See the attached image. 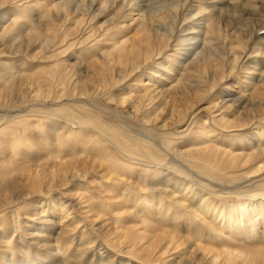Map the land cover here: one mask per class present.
Segmentation results:
<instances>
[{
  "label": "bare ground",
  "instance_id": "1",
  "mask_svg": "<svg viewBox=\"0 0 264 264\" xmlns=\"http://www.w3.org/2000/svg\"><path fill=\"white\" fill-rule=\"evenodd\" d=\"M22 1L24 12L11 10L13 2ZM88 11H114L97 35L110 34L105 44L111 49L93 65L79 60L77 51L67 54L50 86L58 81L65 95L83 98L94 90L91 82L101 66L115 82L132 76L130 85L144 93L119 101L132 106L129 100L135 98L137 113L164 103L170 118L159 128L167 139L162 149L142 139L138 145L77 104L0 113V176H6L8 165L28 163L42 149L49 154L81 149L46 161L29 175L26 188L0 195V264H240L236 259L264 264V245L257 243L262 241L257 226L264 223V176L250 174L264 172V126L252 127L264 119V0H0V46L15 55L38 42L56 51L65 43L68 49L76 40L68 43L67 31L58 35L57 22ZM121 18L131 23L122 24ZM131 27L135 31L125 38L121 31L112 32ZM87 34L78 43L92 36ZM23 65L2 62L0 82L30 79L31 73L16 72ZM240 70L244 78L232 87ZM192 94L201 95L200 100L213 96L214 106L223 111H239L230 120L211 116L209 122L226 132L214 137L221 144L210 140L214 133L207 121L198 122L200 147L180 149L167 136L165 129L184 121L177 107ZM147 119L143 124L150 126L157 117ZM248 127L254 129L241 132ZM195 152L209 159L200 160ZM208 162L216 165L217 174L211 175L226 178L205 176L198 167ZM255 162L260 164L253 167ZM96 166L100 187L80 185ZM8 182L0 181V189ZM67 186L75 191L64 194ZM237 188L261 195L228 206L214 198ZM58 190L63 192L55 194ZM105 215L113 224L102 219ZM215 233L224 234L226 244L231 236L257 244L248 251L219 249L205 243ZM223 256L226 262L219 263L216 258Z\"/></svg>",
  "mask_w": 264,
  "mask_h": 264
},
{
  "label": "rangeland",
  "instance_id": "2",
  "mask_svg": "<svg viewBox=\"0 0 264 264\" xmlns=\"http://www.w3.org/2000/svg\"><path fill=\"white\" fill-rule=\"evenodd\" d=\"M35 1H39L40 4H44V2L52 1V0H35ZM24 3L25 1L17 2V3L13 2L11 10H22L24 12L23 10V8L25 7ZM30 3H34V2H30ZM13 6L15 7V9ZM104 12H98L96 13V15H93L92 13H90V11H88L86 14L84 13V15L74 14L71 15L69 17V20L67 21L59 20L57 22L60 25L57 31L58 35L61 36L64 34L65 31H67L68 36L66 38V41L70 43L76 40L75 44L68 49L66 48L67 45H65V43H62L61 49L56 51L54 46L53 47L49 46L47 48H44L38 42V44L31 46L29 48H25L24 46L23 49L25 48L24 49L25 51L23 50L21 55H15L9 53L8 51L9 48H3L0 46V64H2V62L4 63L7 62L10 63L11 65L24 63L25 65H23V69L21 67V69L16 70V72L23 73L24 71H26L27 73H31L30 79H28L25 82H22V84H20L19 82L15 84H11V83L6 84L0 82V110H1L0 113H8L9 110H14V112H10V113L24 114L34 108L41 109V111H49V110H54L55 108L58 107L73 108V105L77 104L84 108L86 115H89L95 118L96 120L101 121L103 124H105L108 127H111L116 132H120V134L126 136L132 142L141 145L143 141L147 140L149 141V143L156 145L162 149L165 142L164 140L167 139V137L164 138V136L161 135V132L163 130H161L159 126L164 124L166 120L170 118L169 117L170 111H168L167 108H163L164 103H157V104L155 103V105L151 109H147L145 113L142 111L137 113L135 112L136 105H133V103L135 102V98L129 100V102H132L130 103L132 106H129L128 103L119 101L122 100L120 98H124V97H126V100H128V96H130L131 94L142 95L144 93L143 88L141 87L137 88L130 85L132 84L131 82L133 81L131 80L133 78L132 76L131 79L128 80L129 77L127 75L124 79H121L119 82L117 81L118 82L117 83L114 80L108 78V75H112L111 72L107 68L105 69V66H101L99 69H101L102 71L98 72L99 74H97V76H94V80H92L91 82L92 85L95 86L94 90L97 89L96 91L97 95L94 94L93 92L94 90L92 89V91H90L88 95H82L83 98L65 95L63 93L64 89H62L61 85L58 84V81L54 80V83L52 84V86H50L51 83L53 82V77L56 79L54 74L61 67L62 65L61 62L67 58V54L77 51L78 53L76 55L79 56L78 57L79 60L85 63L92 61L90 63L93 65L94 61H97V59L99 58V54L101 52L111 49L109 45L105 44L106 43L105 41H108L107 38L110 34L108 36H97L98 34H102L103 28L108 26L105 20L109 18V16L114 14L113 13L114 11H110V12L104 11ZM103 13L105 14L104 16H102ZM120 22H122V24L128 22L129 24L131 23V20L121 18ZM120 25L121 24H119V26ZM118 28L114 29L112 32L117 33L121 31V35L124 38L129 36L130 34H133V32L135 31L134 27H131L130 29L129 28L118 29ZM87 32L89 34L92 33L91 34L92 36L85 39L84 42L78 43L88 35ZM82 35L83 37H81ZM59 51H61L60 54ZM163 59L164 58L159 59V62L163 61ZM117 67L118 66H116L115 69H117ZM145 70L146 72L149 71V67ZM239 73L236 77L233 78L232 81H230L231 86L237 81L238 78H244L241 75V70L239 71ZM142 74L143 76H145V71L142 72ZM45 77H48L47 78L49 80L48 82L43 81ZM40 82L43 85H41ZM223 85L224 84L220 85V87H222ZM206 94H207L206 92H203V94L201 95H206ZM201 95L197 94L194 96L192 94L187 99V101L183 103L184 104L183 106L177 107L179 112H183V114H185V117L183 119L184 121L180 125L172 124L170 128L165 129L166 131L168 130L170 132L167 136L172 137L176 142V144L179 143V145L176 144L175 145L180 149H188L193 144L194 146H198V147L203 145V143H201L202 141L201 133L199 132V123H198L199 121L208 122L205 125L213 129V133H214L213 136L210 138V140L215 144L220 143L219 141H215L214 137L216 135L225 136L226 132L222 131L221 129H218V127L219 128L221 127L217 123L214 122L210 123L212 122L210 121L211 116L215 117L216 119L225 116L226 120H230V119H235L239 113L237 109L230 110L229 108H227L225 111H223L224 107H222L221 105L214 106L216 100L215 101L212 100L213 96L208 97L207 95L206 98L204 96V99L207 100L204 99L200 100ZM156 107H158V109H156ZM263 115H264V111H263ZM148 117L151 118L157 117V119L154 121V124L150 126H145L143 122L145 120H148L147 119ZM262 126H264V119L256 123L252 127L255 128ZM252 127L242 129L241 132L244 131L249 132L252 129H254ZM47 128H49V123ZM114 134L117 136V133L114 132ZM139 139H142L143 141ZM80 150L81 149L79 150L73 149V151H71L68 150L67 148L66 149L63 148L61 149V152L59 154H52V153L49 154L48 151L42 149L40 154L37 157L32 156L33 158L28 163H18L16 165H8L6 167L7 168L6 176H0V181L7 182L9 180L8 186L7 188L0 189V195L1 196L10 195L15 191H19L23 187L26 188L27 185L26 180L29 178V175L32 172L36 171L37 167H39V165L45 163L46 161L62 160L63 158L68 157L70 155L69 154L70 151L76 152ZM195 153L198 154L197 156H199L198 158L200 160L209 159L208 155H205L204 153L202 154L198 152ZM205 153L210 155V153L207 152ZM257 164L259 165L260 163L255 162V165L253 167L258 166ZM246 168L250 169L252 167L250 166ZM99 169L100 166H96V168L95 167L90 168L85 178L82 181H80L81 182L80 185L82 186L88 185V187L91 190H95V188L98 189L100 186L98 184L99 177L97 178V175L101 173L98 171ZM198 169L204 171L205 176L208 174L209 176L216 179L226 178V176L220 177L219 175L217 176L211 175L215 173L217 174L216 165H212V162L200 163ZM260 173H264V172H262V170L256 171L254 173L250 172V174L256 176L255 177L256 179H258L261 176H264V174L258 176V174ZM63 189L64 192L62 190H58L56 191L55 194L59 195L60 192H63L64 194L69 195L75 191L73 186H67ZM260 195L261 194L258 195V193H255L253 189L247 190V189L237 188L233 192L228 190V193H224L222 196L214 195V198L216 200H220L223 203H227L226 206H228V204L229 205L236 204V202L238 203L239 201H243L245 199L250 201L256 200L255 197ZM33 200H34L33 198L30 199V202H32ZM21 211L22 212L27 211V209H22ZM27 215L29 216L30 214ZM104 218L107 219L108 222H111V224H113V219H111V216L105 215L102 219ZM22 220H26V219H22ZM181 224L184 226L185 224H187V222L182 221ZM93 225H95V222H93ZM215 225L218 226L217 228H221L219 227L220 223L215 222ZM257 230L259 237L262 238L261 239L262 241L257 243H260V245H264L263 222L258 224ZM221 234L222 233H220V235ZM220 235H218L217 233L212 234L210 238L206 237L209 239H205L206 242L205 241L204 242L208 244L209 243L208 241H210V243L216 246V248L219 249L230 248V250L233 251L235 250L239 252L251 250L252 249L251 246L252 245L255 246L257 244L251 242L250 239L248 238H244V237L239 238L238 236L237 238L236 236L234 237L231 236V238L233 239L230 240L229 244L228 243L226 244L222 242L223 241L222 238H225L224 234H222L221 236ZM216 260L219 261V263L226 262L225 256L216 258ZM236 261L242 264L241 259H236Z\"/></svg>",
  "mask_w": 264,
  "mask_h": 264
}]
</instances>
